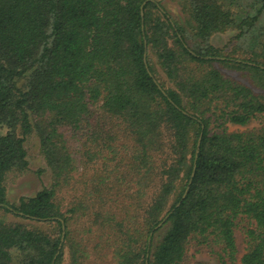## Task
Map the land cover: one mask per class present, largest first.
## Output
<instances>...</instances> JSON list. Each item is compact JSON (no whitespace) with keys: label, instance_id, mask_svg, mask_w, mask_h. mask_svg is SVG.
I'll list each match as a JSON object with an SVG mask.
<instances>
[{"label":"trees","instance_id":"16d2710c","mask_svg":"<svg viewBox=\"0 0 264 264\" xmlns=\"http://www.w3.org/2000/svg\"><path fill=\"white\" fill-rule=\"evenodd\" d=\"M182 4L0 0V210L50 225L0 215V264H236L243 221L241 264H264V0ZM32 134L50 184L11 203Z\"/></svg>","mask_w":264,"mask_h":264},{"label":"rangeland","instance_id":"374dc122","mask_svg":"<svg viewBox=\"0 0 264 264\" xmlns=\"http://www.w3.org/2000/svg\"><path fill=\"white\" fill-rule=\"evenodd\" d=\"M171 15V17L179 23H185L186 13L183 9L182 0H158ZM237 31H226L223 33H216L211 38V43L217 47L224 49L226 53H230L234 50L237 51L238 55L246 56L249 52L243 50L238 45V41L234 39ZM223 71L236 78H240L247 82V78L241 76L235 71L229 69H224ZM259 121L255 120L248 126H239L234 124H229V130L231 131H244L249 129H254L260 127ZM25 147L27 150V159L29 161L28 168L24 171H11L6 176V189L7 198L11 203H18L21 197H29L34 195L43 186L50 184V174L47 170V165L44 157L40 153L39 149V139L35 134L27 137L25 141ZM66 199V198H65ZM69 199V198H68ZM66 203V200L64 201ZM0 215H5L10 221H19L28 224L29 226H41L44 228H49V224H45L40 221L24 219L13 215L11 213H5L0 210ZM246 221H243L241 225L236 229V242L238 247L237 262L236 264H241L240 258L244 254L246 249V237L243 230ZM166 228H163L160 234H164ZM218 250V247L216 248ZM68 261V252L65 255L66 264ZM187 264H222L216 253H212L207 247L195 246L193 244L190 246L187 253Z\"/></svg>","mask_w":264,"mask_h":264},{"label":"water","instance_id":"95a60500","mask_svg":"<svg viewBox=\"0 0 264 264\" xmlns=\"http://www.w3.org/2000/svg\"><path fill=\"white\" fill-rule=\"evenodd\" d=\"M200 141H201V136L199 137V140H198V147H199V144H200ZM198 147H197V151H198ZM195 173V166H194V169H193V172H192V176L194 175ZM190 184V183H189ZM188 188L186 189L185 193L183 194V198L186 196L187 192H188ZM180 203L177 204V206L179 205ZM168 217V215L163 219V221ZM162 221V222H163ZM162 222H160L155 228H159L161 225H162ZM62 239H63V235H62Z\"/></svg>","mask_w":264,"mask_h":264}]
</instances>
